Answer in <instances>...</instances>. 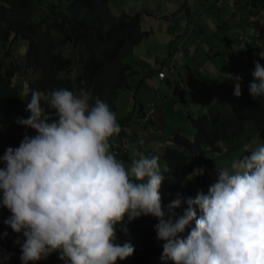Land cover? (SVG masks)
<instances>
[{"label":"clouds","instance_id":"9594fccd","mask_svg":"<svg viewBox=\"0 0 264 264\" xmlns=\"http://www.w3.org/2000/svg\"><path fill=\"white\" fill-rule=\"evenodd\" d=\"M254 63L249 92L264 97V65ZM231 79L234 94L241 96L242 77ZM30 94V115L16 123L36 134L25 132L19 146L0 157V208L11 213L3 223L25 238L16 241L21 264H39L53 253L63 264L126 260L134 245L115 243L116 227L126 216L129 222L158 220L154 229L163 242L164 264H264V145L230 167L216 166L207 193L178 192L165 208L160 157L140 155L130 167L116 158L110 140L121 126L107 103L99 98L90 103L83 89ZM204 172L194 168L181 186ZM181 208L182 215L176 212Z\"/></svg>","mask_w":264,"mask_h":264},{"label":"trees","instance_id":"16d2710c","mask_svg":"<svg viewBox=\"0 0 264 264\" xmlns=\"http://www.w3.org/2000/svg\"><path fill=\"white\" fill-rule=\"evenodd\" d=\"M110 1L0 0V85L11 91L17 90L14 84L17 78L20 80L17 86L21 90L26 89L24 105L15 109L17 118L30 115L27 103L31 100L32 90L47 93L67 88L78 94L83 89L89 93L90 103L94 104L95 99L99 98L112 111L116 108L120 93L130 88L129 78L139 72L126 58L148 32L141 29L140 13L116 15ZM19 37L25 42L20 59L15 54ZM191 51L190 45L176 44L174 53L169 57L171 65L174 66L177 59L188 56ZM152 70L157 72L158 77L162 71L158 66ZM252 73L247 71L242 76L241 96L234 94V81L222 90L218 102L208 104L206 112L189 116L195 131L193 138L177 128L170 135V143L164 146L162 152L166 165L162 171L165 180L160 194L165 208L177 198L178 192L185 197L193 193L192 197H195L201 190L200 187L198 190V185L202 183L200 186L203 188L212 179L216 169L213 168L214 163L217 162L220 167L229 165L232 156L229 151L221 154L224 155V164L208 156L218 154L221 147L217 143L242 136L245 124L250 120L256 123L261 132L259 146L264 145V97L251 96L249 85L254 80ZM141 82L142 79L138 84ZM17 118L13 119L8 98L0 93V145L7 143L16 148L25 132L36 134L35 130L18 125ZM129 118L117 120L121 128ZM110 143L111 151L120 159L126 148L133 150L143 144L120 143L115 136ZM250 151L237 152L238 157L242 158ZM3 167L4 164L0 162V168ZM196 167L205 168V172L194 182L188 183L194 186L192 192L193 187H182L181 183ZM176 212L182 213L183 208ZM10 215L6 208H0V248L3 249L0 264H19L21 246L16 241L25 239L3 223ZM157 223L158 220L152 216L131 222L126 216L122 224L117 225L115 243L130 242L136 249L132 256L118 260L117 264H164L161 260L163 242L156 238L154 229ZM194 226L193 222L189 230ZM4 254H11V259L4 261Z\"/></svg>","mask_w":264,"mask_h":264},{"label":"crops","instance_id":"0c3cea01","mask_svg":"<svg viewBox=\"0 0 264 264\" xmlns=\"http://www.w3.org/2000/svg\"><path fill=\"white\" fill-rule=\"evenodd\" d=\"M206 1L210 2V0ZM216 2L218 4L223 3L222 0H217ZM168 3L178 4L177 1H168ZM237 4L241 5L236 6ZM262 6L263 0H232L231 5L228 7L234 23L239 24L242 20L252 22L251 31L254 32V34L249 38H246V36L242 34L237 38L235 36L229 37L228 32H224L223 36L222 31L225 29V25L219 26L212 20L204 17L195 18L193 14H191L188 5L178 13L181 20L180 25L177 27V32L178 35L181 36V39L179 37H173L169 46H165L166 44H164L159 48V45L150 43L148 40L152 34L154 35V29L150 27L149 31L144 30L148 32L149 36L147 35L148 37L146 36V39L144 38L136 45L131 54L134 55V53L143 51L139 54V57H142L140 62L131 63L128 60L131 55L126 58V60L139 72L129 78L130 88L120 93L116 101V108L114 109H117L118 101L121 96H133L134 104L132 109H135L137 102H139L135 111V122L137 126L130 128L129 119L133 117L132 115L120 117L119 119L130 118L122 123L121 132L118 137L115 136V138L120 143H130L134 141L137 134L141 132L143 140L145 142H151L148 148L140 147L139 149L133 150H131V148H126L123 151L122 158L120 159L119 157L117 158L118 160L123 161L126 167H130L132 162L131 154H133V152L135 153L133 159H135L140 155L150 156V152L157 154L156 147H162L161 151H163L164 146L170 143L169 137L175 128L188 136L187 133L191 134L194 132L193 127L189 129V125H191L189 116L204 113L209 103L218 102L222 90L234 82L231 76L239 75L242 77L245 72L254 71L250 69L253 67L255 68V61H259L264 65V59L261 58V56L264 55V47H262L260 43L264 40V9H262ZM117 9L121 12L120 14H126L125 10L119 7ZM182 11H185L186 14ZM145 13L146 12L140 14V26L142 19H145ZM186 20L190 23V33L188 32V28L184 26ZM217 20H219L218 23H224L226 14L219 13ZM195 25H197V29L194 28ZM191 34L193 39L188 42L191 38ZM178 43H183L192 47V51L188 54L192 60L200 45L208 47L209 54L206 53L207 51L204 48L203 56H206V58L205 60L202 59V64L193 66L190 61L184 60V64L180 65L183 69L182 73L187 74V76L186 82L182 79L183 88H176L175 95L182 98L183 96L186 97L190 93L187 88H190L192 101L184 103V107L179 106L177 111L173 109V111L170 112L167 107V101L170 98L169 90H167V88L164 89V95L162 97L158 91L155 92V96L150 100L148 99L150 95L147 89L149 85L154 83L159 84V87H161L164 82L172 88L174 84L172 82V85L171 81L167 78V73L166 76L161 79L157 76V72L154 71L155 69L152 70V68H156L161 60V65L158 68L166 72L163 60L166 59V55L171 57ZM144 49H146V51H144ZM252 49H256V51H252ZM185 57L186 56H184L182 60L185 59ZM178 72L180 73V71ZM144 73L147 74L144 75ZM140 79H142V82L138 84ZM183 100L184 102L186 101L185 98H183ZM11 112L12 116H14V112ZM145 117H147V119H145ZM158 127L160 129H158ZM144 141H142V145L145 146ZM164 169L165 168H162V171Z\"/></svg>","mask_w":264,"mask_h":264},{"label":"rangeland","instance_id":"374dc122","mask_svg":"<svg viewBox=\"0 0 264 264\" xmlns=\"http://www.w3.org/2000/svg\"><path fill=\"white\" fill-rule=\"evenodd\" d=\"M168 1H173V2L177 1L178 4H173V3L169 4ZM216 1L217 0H210V2H207L206 0H111L110 3L112 6V10L114 11L116 15H119L121 13L120 11H118L117 9L118 7L122 10H125L126 13H128L129 15H134L137 13L143 14L144 12H146L145 19H142L141 21V29L148 30V31L150 30V27L154 29V35L152 34L148 41L150 43L159 45V48H161L164 44H166L165 46H169L173 37L174 38L179 37L181 39V36L178 35V32H177V27L180 25V20H181L180 17L178 16V13L180 12L181 9H184L187 5L191 10V14H193L195 18L204 17V18H208L212 20L215 24H218L219 26L225 25V29L222 31L223 36H224V32H228L229 37L235 36L236 38L240 34L245 35L246 38H249L252 34H254V32L251 31L252 22H247L246 20L240 21L239 24H236L233 22L230 9H228L229 5H231L232 0H222L223 3L221 4H218ZM242 1H245V0H242ZM238 5H241V4H237L236 6ZM262 9H264V0H263ZM182 12L186 14L185 11H182ZM219 13L226 14V20L224 21V23H218L219 20H217V17L219 16ZM189 24L190 23L187 20L184 22V26L188 28V32L190 33L191 31H189V28H190ZM194 28L197 29V25H195ZM192 39H193V36L191 34V38L188 42H190ZM260 43L262 47H264V40H262ZM17 44L18 46H17L15 54H17L18 59H20L21 58L20 51L23 52L25 42L21 37H19L17 39ZM141 48L143 49L142 46ZM204 48L207 51L206 53L209 54L208 47H206L205 45H200V47L196 51V54L193 56V60L191 59L190 56H186L185 59L183 60L177 59L174 63V66H171V60L169 59L170 56L166 55V59L163 60L165 70H166L165 76L167 73V78L171 81V84L173 82L174 85L172 84L173 85L172 88H170L171 86H168V84L165 82L162 84L161 87H159V84L157 83L149 85L147 91L150 96L148 99L151 100L155 96V92L157 91L158 93H160L162 97L164 95L163 90L167 88V90H169V93H170L169 95L170 98L167 101V104H168L167 107L170 112H172L173 109L177 111L179 106L184 107L183 105L184 103L192 101L190 88H187V90L190 91V93L186 97L183 96V98H185L186 100L185 102L182 97H178L175 95L176 88L177 89L183 88L182 79L186 82L187 74L182 73L183 69L180 67V65L184 64V60L190 61L193 64V66L202 64V59L205 60L206 58V56H203ZM144 51H146V49H144ZM252 51H256V49H252ZM142 52L140 51L138 53H134V55H131L128 58V60L131 63L140 62L142 57H139V54H141ZM161 62L162 61L160 60L158 67L161 65ZM250 70H254V67L251 68ZM178 71H180V73ZM18 81L20 80L15 78L14 84L17 90L11 91V90H8L7 87L0 85V93L3 95H6V97L8 98V108L10 111L14 112L13 119L17 118V116L15 115L16 107L23 106L25 102V98H26V89L21 90V88L17 86ZM138 103L139 102H137L136 104V108L138 107ZM133 104H134L133 96H130V97L121 96L118 101L117 109L113 110V112L117 116V120L120 117H123L126 115L133 116L132 118L129 119L130 128H134L137 126L135 122L136 108L132 109ZM190 124L191 125H189V129H192L193 124L191 122ZM158 129L160 128L158 127ZM187 134L190 138H193L195 131L192 132L191 134L189 133ZM260 141H261V132L258 131V127L256 123L250 120L249 122L245 124V131L242 136H237L235 139L228 140L226 142L223 141V142L217 143L216 145H219L221 147L220 151H217L218 152L217 155L210 154V156L208 157H212L216 161L221 160L222 162V159H223L222 157L224 155H221V154L225 153V151H229L232 154L230 158V161L232 162L234 159L240 158V156L238 157L237 152H240L243 150H254L255 148L259 146ZM150 142L151 141H146L145 146L141 145L134 149H139L140 147L148 148ZM8 147H11V146L7 143H3L0 145V157L4 155ZM161 148L162 147H156L155 149H156L157 154H155L154 152H150V156L158 155L160 157L159 163H160V168L162 171V168H164L166 164L162 156L163 151H161ZM134 156H135V153L133 152L132 157L134 158ZM231 162L229 163L227 167H230ZM216 166L220 167L217 165V162L214 163L213 168H216ZM224 167H220V168H224ZM215 178H216V174L214 172L212 173V179L204 184L203 188L205 189H203L200 186L202 184L201 183L198 185V190L200 187L201 190L207 193L209 185L214 182ZM187 187H193L192 192L194 191V186H191L188 184ZM191 196H193V193L191 194ZM178 214L182 215L183 212L178 213ZM189 232L190 230L188 228L184 235L186 236ZM55 260L57 262H55ZM41 262L42 261H40L39 264ZM19 264H21V260ZM43 264H63V262L59 259L58 254L53 253L52 257L49 256L46 260H44Z\"/></svg>","mask_w":264,"mask_h":264},{"label":"built area","instance_id":"2783aa9c","mask_svg":"<svg viewBox=\"0 0 264 264\" xmlns=\"http://www.w3.org/2000/svg\"><path fill=\"white\" fill-rule=\"evenodd\" d=\"M159 77L160 78H164L165 77V72L164 71H161L158 73ZM145 119H147V117H145ZM143 141V136L141 134V132H139L135 138L134 141H132L133 143H136V142H142Z\"/></svg>","mask_w":264,"mask_h":264}]
</instances>
